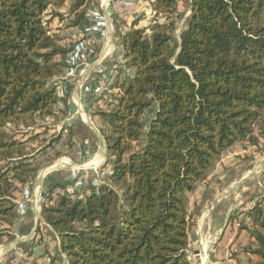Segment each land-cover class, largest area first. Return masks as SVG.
Returning a JSON list of instances; mask_svg holds the SVG:
<instances>
[{"label": "trees", "instance_id": "16d2710c", "mask_svg": "<svg viewBox=\"0 0 264 264\" xmlns=\"http://www.w3.org/2000/svg\"><path fill=\"white\" fill-rule=\"evenodd\" d=\"M66 1L0 0V244L22 213L15 192L58 156L41 161L63 129L67 146L75 143L72 125L57 129L70 94L57 87L67 53L86 39L91 0H69L64 17ZM148 7L150 24L137 27L140 16L118 31L125 72L100 97L104 107L92 110L106 145L102 174L85 169L50 186L37 238L19 250L30 264H193L198 205L190 195L208 188L226 152L237 147L247 160L248 151H264V0ZM187 8L177 50L174 29ZM54 18L81 39L64 41L49 27ZM239 214L249 237L240 252L264 264V189L230 220ZM44 236L59 250L36 254Z\"/></svg>", "mask_w": 264, "mask_h": 264}, {"label": "crops", "instance_id": "0c3cea01", "mask_svg": "<svg viewBox=\"0 0 264 264\" xmlns=\"http://www.w3.org/2000/svg\"><path fill=\"white\" fill-rule=\"evenodd\" d=\"M150 1L91 0L88 7L99 11L104 17V35L102 38L90 35L94 51L91 57L79 61L74 81L69 86L67 113L73 118L69 123L64 120L57 125L59 130L64 124L72 125L75 143L70 148L67 146L65 142L67 130L64 131L65 134L60 141L46 154L54 157V154L58 153V156L51 164L46 162L30 184L21 186L15 192V202L21 206L22 213L11 227L9 238H4L0 244V264H18L17 249H26L30 242L37 238V226L43 224L41 206L44 196L42 192L47 175L54 173L59 178V180L51 181L52 185L63 181L66 174L70 178V175L80 173L79 154L90 155L87 170L104 164L106 145L99 130L101 122L98 116L92 114L94 107L103 108L104 105L101 101L97 102L92 98L90 86L99 78L101 72L104 73L116 67L118 73L119 70L121 73L125 72L122 48L117 38L118 31L128 28L130 23L140 16L142 18L137 27L150 24L152 21L148 7ZM69 5L68 0L61 8H58V12L66 17ZM65 24L66 19L62 21L54 18L49 27L56 32L61 29L60 33L66 38L64 40L66 42L81 39L82 32L79 29L65 28ZM180 32L177 33L176 29L174 31L177 50ZM90 40L86 41L90 42ZM69 70L71 72L72 68ZM239 154L241 153L237 147L226 152L211 172L208 188L200 184L190 195L191 204L198 205V215L190 233L189 256L192 255L190 259L195 261L194 264H249L248 256L240 252V248L249 240L246 230H239V221L243 219V214H239L232 221L230 216L236 209L243 211L252 207L256 202V195L263 191L264 151L261 156L258 152H254L247 160L240 159ZM43 158L44 160L41 161L44 163L48 157ZM237 180L239 182H236ZM40 245V249L35 251L36 254H39L40 250H48L51 254L59 250L58 243L51 240L49 236H44ZM32 259L33 257L25 254V257L21 259L22 264H25L24 260H28L30 264Z\"/></svg>", "mask_w": 264, "mask_h": 264}, {"label": "built area", "instance_id": "2783aa9c", "mask_svg": "<svg viewBox=\"0 0 264 264\" xmlns=\"http://www.w3.org/2000/svg\"><path fill=\"white\" fill-rule=\"evenodd\" d=\"M86 15L89 18V31L86 32L84 35L86 39L80 40L79 43H77L72 49L69 50L65 57V65L63 68V72H65V75H62L60 83L57 87L58 94H65L67 92L68 87L72 85L74 81L73 79L75 78L77 69L79 67V61L91 57V54L94 51V47L92 46L93 44L91 43L90 35H94L97 38H102L104 35L103 15L95 9H89ZM87 39H89L90 42L86 41ZM70 68H72L71 72L69 70ZM117 73V67L110 71L100 73L99 78L94 81V83L90 86V93L94 100L99 101L103 93L107 91L108 86L113 83ZM72 118L73 117L71 115H67L65 120L67 123H69ZM64 125L67 126L66 124ZM63 130L66 131V129ZM78 156V164L79 168L81 169L80 174H82L84 173V170L88 167L87 163L90 161V157L84 156L82 154H79ZM93 170L99 175L102 174V172L97 171V169Z\"/></svg>", "mask_w": 264, "mask_h": 264}, {"label": "rangeland", "instance_id": "374dc122", "mask_svg": "<svg viewBox=\"0 0 264 264\" xmlns=\"http://www.w3.org/2000/svg\"><path fill=\"white\" fill-rule=\"evenodd\" d=\"M181 12H182V15H183V17L181 18V20H180V22L178 23V25L175 27V29H176V32L178 33V32H180L183 28H184V22H185V18L188 16V14H189V9L187 8L186 10H181ZM175 29H174V31H175ZM37 131H40V128L39 129H37L36 130V132ZM62 134H65V132L63 131L62 132ZM238 151V150H237ZM251 152L252 151H248V155H250L251 156ZM261 152V151H260ZM259 153V152H258ZM262 153V152H261ZM261 153H259L260 154V156L262 155ZM45 157H48V158H50L51 156L50 155H45ZM41 160H44V158H41ZM258 162H260V161H258ZM78 166H79V164H78ZM102 166V165H101ZM101 166H94L95 168H92V169H97V171H99V167H101ZM93 167V166H92ZM218 170H220V168H218ZM80 174V173H79ZM71 177H73V181H75L74 179H76L75 178V175H71ZM72 180V179H71ZM236 182H239V180H237ZM235 184V183H234ZM68 191H72L73 190V188L71 187V186H69L68 188ZM226 194H227V191H226ZM191 203H192V200H191ZM37 249H40V248H37ZM20 249H17V253H16V258H17V263L18 264H22V260L21 259H23L24 257H25V254L24 253H22L21 251H19ZM40 252L42 253L43 252V250H40ZM22 255V256H21ZM190 258L192 259V255L190 256ZM194 262L195 261H193V264H194ZM23 263H25V264H29V262H28V260H24L23 261Z\"/></svg>", "mask_w": 264, "mask_h": 264}, {"label": "water", "instance_id": "95a60500", "mask_svg": "<svg viewBox=\"0 0 264 264\" xmlns=\"http://www.w3.org/2000/svg\"><path fill=\"white\" fill-rule=\"evenodd\" d=\"M55 179L59 180V178L55 176L54 173H50L49 175H47L46 180H45V186L42 192V196H45L49 192L51 181H54Z\"/></svg>", "mask_w": 264, "mask_h": 264}]
</instances>
